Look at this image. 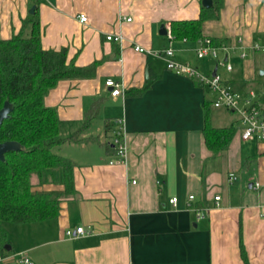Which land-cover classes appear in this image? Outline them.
Masks as SVG:
<instances>
[{
	"label": "crops",
	"instance_id": "obj_1",
	"mask_svg": "<svg viewBox=\"0 0 264 264\" xmlns=\"http://www.w3.org/2000/svg\"><path fill=\"white\" fill-rule=\"evenodd\" d=\"M33 6L43 48L66 47L68 61L78 66L100 61L94 76L61 80L45 96L57 111L60 137L83 125L97 98H103L97 116L103 122L96 118L82 134L99 141L65 142L58 150L75 162L72 196H64L61 183L32 178L34 192L61 196L59 215L5 222L9 242L0 245L6 257L0 264H24L20 253L33 264H264V143L243 140L239 117L212 106L215 126L234 124L237 130L226 149L211 151L203 135L204 108L216 94L169 70L161 55L172 45L175 59L207 75L216 71L238 93L258 89L261 95L264 52L253 47H264V0H225L220 17L203 24L202 38L221 42L217 58L231 70L214 57L197 56L202 38L169 36L172 21L199 18L202 0H0V36L18 34ZM108 34L122 40L109 41ZM137 45L149 52L135 51ZM109 78L121 82L123 94L111 95ZM150 80L142 95H127ZM117 120L124 128L122 162H114L118 157L105 146ZM107 121L114 127L107 130ZM78 227L85 233L66 235Z\"/></svg>",
	"mask_w": 264,
	"mask_h": 264
},
{
	"label": "trees",
	"instance_id": "obj_2",
	"mask_svg": "<svg viewBox=\"0 0 264 264\" xmlns=\"http://www.w3.org/2000/svg\"><path fill=\"white\" fill-rule=\"evenodd\" d=\"M213 6H201L199 18L176 20L170 23L173 39L198 40L202 38L203 24L207 20L218 19L225 0H212ZM30 26L29 36L24 32ZM212 40V39H211ZM215 46L221 42L212 40ZM100 61L87 66H78L68 61V49H45L41 43L40 16L36 9L24 20L22 29L11 38L0 36V108L5 101L13 104L10 116L0 126V143L17 141L20 151L5 153L0 160V245L4 249L9 242L4 228L5 222L17 224L55 219L59 215L62 198L47 192H34L32 178L39 182L52 181L64 185V196L75 192L73 170L75 162L59 153L65 142L99 141V137L83 138L100 113L103 98H97L85 112L83 125L71 136L61 138L59 118L53 107L45 104V96L59 81L65 79L87 78L95 74ZM148 81L141 88L127 90V95H142L152 84ZM264 101V91L260 95ZM212 102L204 108L205 126L203 135L207 147L219 152L228 147L235 132L234 124L215 126L212 122ZM214 107V106H213ZM114 127L107 121V130ZM117 127L115 124V130ZM107 151L115 155L113 142L105 143ZM243 258L247 261L244 247Z\"/></svg>",
	"mask_w": 264,
	"mask_h": 264
},
{
	"label": "built area",
	"instance_id": "obj_3",
	"mask_svg": "<svg viewBox=\"0 0 264 264\" xmlns=\"http://www.w3.org/2000/svg\"><path fill=\"white\" fill-rule=\"evenodd\" d=\"M80 21L86 22L87 16L82 14L80 16ZM169 32L170 38L173 39L170 28ZM106 38L109 41L119 42L122 40V35L108 34ZM199 43L200 44L198 49L196 50V54L200 59L211 56L218 60L217 64L219 66H223L227 70L232 69V65L228 61L217 58L219 48L214 46L210 38H202L199 40ZM224 49L226 50L227 48L224 47ZM253 49L255 51L264 52V47L258 45H255ZM135 51L149 52V50H145V48L139 45L135 46ZM161 55L166 59V66L169 70L175 72L176 74L193 78L197 80L201 85L209 87L216 94L215 98L212 100V104L215 108H222L231 111L239 117L241 123V138L243 140H254L256 142L264 143V101H262L260 95L252 90L246 94L238 93L228 83L224 82L221 76L217 73L215 75H207L202 73L191 63L182 62L175 59V52L172 45L164 49ZM244 55L245 54H243V56ZM105 84L106 86H109L111 88V95L113 97L123 94L121 82L116 81L113 78H109L108 80H106ZM115 123L117 129L114 132L112 142L114 144V147L116 148V156L118 157V160L114 162H122L126 157V146L123 139L124 128L120 120L115 121ZM236 179L237 176L235 174H231L229 177L230 181H235ZM254 186L256 188H261L262 184L257 181L254 183ZM194 198V195H190L189 201H192ZM215 200H220V196H215ZM177 202V197H173L171 199V203H173L174 205H177ZM76 233L84 234L85 231L82 227H78L74 231H66V235L69 237L74 236ZM5 258V256L0 255V262ZM17 260L24 264H33V262L22 253L18 254Z\"/></svg>",
	"mask_w": 264,
	"mask_h": 264
},
{
	"label": "water",
	"instance_id": "obj_4",
	"mask_svg": "<svg viewBox=\"0 0 264 264\" xmlns=\"http://www.w3.org/2000/svg\"><path fill=\"white\" fill-rule=\"evenodd\" d=\"M202 5L206 8H209L213 6L212 0H202ZM35 11V6H33L30 9V13H33ZM160 33L166 35L168 32L165 29L164 24L160 28ZM263 70L261 71V74H263ZM216 74V71H214L213 75ZM13 110V104L9 101H5L2 108H0V126L2 125L3 121L7 119L10 116V113ZM21 150V144L17 141H5L0 143V160L5 159V153L9 151H20Z\"/></svg>",
	"mask_w": 264,
	"mask_h": 264
},
{
	"label": "rangeland",
	"instance_id": "obj_5",
	"mask_svg": "<svg viewBox=\"0 0 264 264\" xmlns=\"http://www.w3.org/2000/svg\"><path fill=\"white\" fill-rule=\"evenodd\" d=\"M255 91H258V89L255 90ZM256 93H257V92H256ZM227 118L236 119V115H234V116L231 115V117L228 116ZM97 122H98V124L102 123V122H103V118H102V117H98L96 123H97Z\"/></svg>",
	"mask_w": 264,
	"mask_h": 264
}]
</instances>
